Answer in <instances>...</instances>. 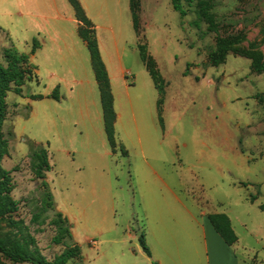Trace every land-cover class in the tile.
<instances>
[{
	"label": "rangeland",
	"instance_id": "obj_1",
	"mask_svg": "<svg viewBox=\"0 0 264 264\" xmlns=\"http://www.w3.org/2000/svg\"><path fill=\"white\" fill-rule=\"evenodd\" d=\"M79 2L110 81L115 152L88 50L72 44L79 37L67 0H0V62L4 48L29 55L34 40L43 47L30 62L36 79L5 99L0 168L10 182L3 195L17 205L0 219V232L20 236L13 222L27 227L23 235L48 260L64 249L52 242L53 213L44 210L33 171L31 155L41 145L51 165L46 181L82 264H233L222 241L212 244L207 216L216 213L230 220L239 264H264V72H253L241 55L264 59V0H211L219 35L239 39L217 66L209 61L216 35L203 22L192 24L195 2L181 1V17L172 0H135L138 32L130 0ZM139 45L156 64L157 88ZM53 84L55 102L44 96ZM83 97L87 114L71 107ZM36 213L39 223L32 222Z\"/></svg>",
	"mask_w": 264,
	"mask_h": 264
},
{
	"label": "trees",
	"instance_id": "obj_2",
	"mask_svg": "<svg viewBox=\"0 0 264 264\" xmlns=\"http://www.w3.org/2000/svg\"><path fill=\"white\" fill-rule=\"evenodd\" d=\"M181 1L182 0H172V8L178 12L181 17H184L186 11L182 8ZM184 1L189 5L195 2L196 20L192 22L193 26L198 28L199 22H203L206 24L207 31L216 35L215 49L209 54V61L214 66L221 64L225 55L233 51L237 45L239 40L238 37H222L219 35V26L216 22V16L212 12L213 5L211 0ZM67 2L73 9L75 19L78 22V36L84 42L89 53L91 68L99 92L104 132L113 153L115 152L114 124L116 121V114L113 107V95L110 88L109 77L98 48L95 26L86 16L79 0H67ZM137 10L138 3L135 2V0H130V11L136 32H138ZM37 48L38 44L36 40H34L29 55L20 53L13 46L2 50L3 63L0 62V132L7 113L5 102L7 94L12 92L21 96L23 85L26 82L36 79L34 73L35 67L30 63V57L35 53ZM241 55L251 59L250 68L253 72L257 74H262L264 72V59H260L247 51H244ZM139 56L157 88L159 84V75L156 64L151 56L147 54L146 48L142 45H139ZM50 97L54 100H59L56 89L53 90ZM30 99L40 100L43 99V96L32 95ZM259 101H262L261 97ZM157 111L160 112V109ZM5 143L0 133V158L3 154L2 149ZM31 160L34 175L37 179L41 180L44 210H49L53 213L50 223L55 226L57 232L52 238V242L56 245H62L64 249L59 255L54 256L52 260L46 259L41 255L36 246L35 239L28 232L23 235V231L26 232L27 227L22 228L19 223L13 222L20 236L12 233L3 234L0 232V264H5L4 261L11 262L12 264H72V261H77V264H82L81 250L79 246L73 242L71 226L67 218L63 217L62 213L56 209L49 184L46 181V173L51 169L47 149L41 145L35 146L31 155ZM7 175L8 172L0 168V219L5 214L14 211L17 205L15 201L9 198L7 193L3 195L4 192H9L10 179ZM40 217L39 214H34L32 216V222H38ZM207 218L216 234L227 246H232L237 242V236L232 229L229 218L225 214H210ZM10 224L12 225V223ZM141 245L144 252L149 256L150 253L144 245L143 237H141Z\"/></svg>",
	"mask_w": 264,
	"mask_h": 264
},
{
	"label": "crops",
	"instance_id": "obj_3",
	"mask_svg": "<svg viewBox=\"0 0 264 264\" xmlns=\"http://www.w3.org/2000/svg\"><path fill=\"white\" fill-rule=\"evenodd\" d=\"M7 13V12H6ZM17 15L18 16H20V14L19 13H17ZM5 16H6V14H5ZM74 17V16H73ZM72 16H71V18L69 19V22L71 23V24H73L74 25V34L77 36V37H79L78 36V33H77V28H78V23H77V21H76V19L75 18H73ZM96 29H97V26H96ZM75 30H76V33H75ZM78 40L79 41H73V46H75L78 50H80L81 52H83L84 53V50L86 51L87 50V48H86V46H85V44H84V42L80 39V37L78 38ZM66 45V44H65ZM43 51V47H39V49H37L36 51H35V53L32 55V57L30 58V62H33L34 61V57L37 55V53L38 52H42ZM70 56L69 57H71L72 56V50L70 51ZM88 56H89V53H88ZM89 62H90V57H89ZM90 65H91V62H90ZM92 69V68H91ZM92 73H93V71H92ZM53 76V75H52ZM93 77H94V75H93ZM95 80V79H94ZM95 84H96V82H95ZM79 85H80V90L81 89H83V87L86 85V84H84L83 82H80L79 83ZM53 87H54V84L46 91V93H44V96H45V99H51L52 101H54L55 102V100L54 99H52L51 97L49 98V95H51V93H52V91H51V89H53ZM90 87V89L92 90V88H91V86H89ZM96 87H97V84H96ZM83 93V92H82ZM90 93H92V91L90 92ZM98 94H99V92H98ZM77 95H79V91L77 92ZM83 95H84V93H83ZM71 107H73V108H75V107H77L78 108V111L79 112H81V111H85V113L87 114L88 112H89V110L87 109V101H86V97H83V99L82 100H79V99H77V103H76V105H71ZM100 109H101V105H100ZM101 119H102V110H101ZM103 125V124H102ZM80 129L81 130H83V132H84V130L86 129V131H87V134H86V136H88V128H87V126H86V123H85V121H83L82 123H81V121H80ZM208 219V218H207ZM211 225V224H210ZM205 225L203 226V232H202V236H203V238H204V245H206V249H208V245H209V243H208V241H207V230H205ZM209 229H212L213 231H214V229L212 228V226H211V228H209ZM210 231V237H211V239H212V244L213 245H215V244H219V245H222L219 241H222V239L216 234H214L211 230H209ZM215 232V231H214ZM216 233V232H215ZM215 235V236H214ZM220 239V240H219ZM223 242V241H222ZM237 243V242H236ZM235 243V244H236ZM223 244L226 246H224L225 248V252L227 253V255L231 258V261L233 262V264H239V260L236 258V256H235V254L233 253V250H232V248L231 247H233L234 245H232V246H227L224 242H223ZM212 245V246H213ZM150 257V256H149Z\"/></svg>",
	"mask_w": 264,
	"mask_h": 264
}]
</instances>
